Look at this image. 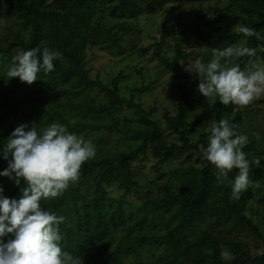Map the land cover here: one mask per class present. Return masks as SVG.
<instances>
[{
	"label": "trees",
	"instance_id": "1",
	"mask_svg": "<svg viewBox=\"0 0 264 264\" xmlns=\"http://www.w3.org/2000/svg\"><path fill=\"white\" fill-rule=\"evenodd\" d=\"M200 1L203 0H0V4L7 6V12L16 16L21 29H28L27 37L21 31H13L7 36L5 45H0V51L12 53L11 66L12 58L22 50L39 48L42 52L47 47L62 54V59L54 61V71L38 73L35 85L26 92L40 112L48 115L49 122L57 121L69 132L90 127L97 131L129 134L135 144L129 150L115 154L97 152L82 165L78 181L70 183L61 196L41 200L44 210L65 217L59 225L63 237L60 246L74 257H81L82 264H123L126 257L135 260L125 264H264V253L251 255L245 243L233 233L244 230L260 236L258 227L245 214L254 197V183L238 200L234 199L232 185L238 169H233L221 183L216 177L217 169L200 151L201 144L207 146V133H200L195 142L189 139L194 127L193 123L187 122L186 116L206 97L198 91L196 75L185 71L182 63L195 48L207 45L211 49H223L246 39V46L260 50L259 57L264 66V0H230L236 10L235 17L243 26L255 29L259 39L236 32L231 15L225 14L223 9H206L196 11L188 25L181 26L176 22L172 28L162 31L159 40L153 43L152 57L170 72L174 80L172 87L179 100L175 115L163 113L165 126L177 142L163 135L151 117L152 109L134 102L132 95L129 98L119 95L120 75L106 84L91 78L84 63L86 48L100 36L91 35V32L98 33L92 27V18L97 12L135 18L142 12L155 13L167 4ZM169 41H172L173 54L166 56L162 49ZM256 55L236 62L243 69ZM94 90L102 94L105 102L95 103L90 96ZM48 102L52 103L50 110L46 106ZM123 108L136 114V126L130 125L125 117H119ZM22 110L13 91L1 95L0 172L8 166L2 155L3 145L7 143L8 133L13 131L17 113ZM77 113L91 115L101 122L85 124L75 120ZM207 117L209 121L227 119L239 126L240 134L248 136V143L242 150L250 161H261L251 164L249 179L254 182L257 167L264 169V160L260 158L263 153L256 150L252 134L244 130L241 110L231 103L223 105L217 99L211 103ZM148 148L162 163L171 161L176 153L185 154L187 158L198 153L202 165L189 164L174 170L171 177L177 183L176 188L171 189L164 183L158 187L160 197L148 192L133 214L127 213L120 201L110 208L106 204V186L116 184L124 193L136 192L140 178L132 161ZM23 186V180L17 185L13 179L0 176L2 197L19 200ZM154 217L159 219V227H156ZM116 232L121 235L117 237ZM9 238L10 235L2 239L7 242ZM225 249L235 259L222 260L220 253ZM153 251H158L154 258L140 257L142 252Z\"/></svg>",
	"mask_w": 264,
	"mask_h": 264
},
{
	"label": "rangeland",
	"instance_id": "2",
	"mask_svg": "<svg viewBox=\"0 0 264 264\" xmlns=\"http://www.w3.org/2000/svg\"><path fill=\"white\" fill-rule=\"evenodd\" d=\"M206 9H223L225 14H230L236 32H239L238 28L243 26L239 19L235 17L236 10L230 4V0H203L200 2L167 4L155 13L142 12L135 18L112 14L107 11L97 12V15L92 18V27L98 33L91 32V35L100 36L98 38L96 36L94 42L85 50L84 63L88 75L106 84H110L115 76L120 75L118 80L119 95L124 98H129L132 95L134 102L141 104L145 109H152L151 117L155 119L163 135L170 141L177 142V139L166 128L163 113L166 111L170 115H175L179 100L176 90L172 87L174 80L170 72L157 59L152 57L153 43L159 40L162 31L172 28L176 22L181 26L188 25L194 19L196 11ZM13 31H21L25 37L28 35V29H21L16 16L7 12L6 5L0 4L1 46L5 45V40L8 39L7 36ZM240 42L241 40L238 43ZM259 51L258 49L253 61L262 66ZM162 52L166 56L173 54L172 41H169L163 47ZM11 55L10 52L0 51V97L7 91H13L14 97L19 98L20 106L23 107V110L16 115L13 130L21 124H28L31 127L35 123L34 126L39 132L57 121L49 122L48 115L40 112L39 107L33 104L26 94L28 88L35 85V82L28 85L20 79L7 77V72L11 67ZM211 59L212 49L204 45L195 48L192 55L182 63L186 67L188 63L194 64L196 61L206 64ZM246 66L242 70H245ZM90 96L95 103L105 102L106 100L96 90ZM211 103L205 98L196 110L186 116L187 122L193 123L194 127L189 136L191 142H195L199 134L204 132L207 133L208 143L210 133L207 130V122L209 121L207 113ZM50 104L52 103H46L49 110L51 109ZM236 108L241 110L244 130L248 134H252L251 140L254 141L256 150L263 153L260 158L264 160V97L254 101L247 107L241 108L236 105ZM74 117L75 120L82 121L85 124L101 122V119L98 120L91 115H82L81 113H77ZM119 117H125L130 125L136 126V114L132 110L123 108L119 112ZM70 133H75L85 141H90L95 146L96 153L115 154L119 151H127L135 145L129 134L97 131L90 127L82 128L80 132L70 131ZM10 134L8 133V137ZM189 164L202 165V159L198 153H192L188 158L185 154L176 153L171 161L162 163L154 156L152 149L148 148L142 155L137 156L132 161V166L140 178V187L136 192L124 193L116 184L108 185L106 186L108 190L106 204L111 208L120 201L126 212L133 214L146 198L148 192L160 197L158 187L164 183H168L171 189H175L177 183L171 177V173L177 168ZM253 176L254 197L247 205L245 214L258 227L260 236L244 230L233 233L245 243L251 255H259L264 253V169L257 167ZM136 213L132 217H135ZM154 222L156 227L160 226L157 217H154ZM116 235L118 237L121 233L116 232ZM157 253L158 251L142 252L140 257L151 259ZM133 260L135 258L126 257L122 263L125 264Z\"/></svg>",
	"mask_w": 264,
	"mask_h": 264
},
{
	"label": "clouds",
	"instance_id": "3",
	"mask_svg": "<svg viewBox=\"0 0 264 264\" xmlns=\"http://www.w3.org/2000/svg\"><path fill=\"white\" fill-rule=\"evenodd\" d=\"M238 31L244 37L260 38L250 27L240 26ZM246 45L244 39L223 49L213 48L210 62L196 61L185 67L198 78V91L208 102L218 99L223 105L231 103L244 108L264 97V66L249 60L242 70L236 62L257 54L256 48ZM62 58L59 51L47 47L42 52L39 48L22 50L12 58L7 77H19L31 85L41 71L53 72L54 61ZM34 125L17 126L2 148L8 166L0 176L13 179L17 185L23 180L24 186L19 200L0 196V264H82L81 257H74L60 246L63 237L59 225L65 217L44 210L41 200L61 196L70 183L77 182L82 165L95 157V146L60 123L53 122L39 132ZM238 128L227 119L208 121V143L200 145L203 157L217 169L216 177L221 183L233 169H238L231 193L237 200L254 183L249 179L251 164L261 163L259 159L247 158L242 149L248 136L240 134ZM9 235L5 242L2 238ZM207 251L211 255V249ZM220 256L224 261L235 259L227 249Z\"/></svg>",
	"mask_w": 264,
	"mask_h": 264
}]
</instances>
